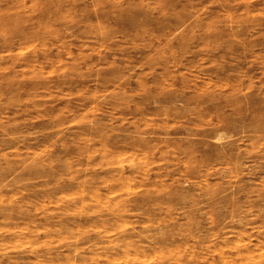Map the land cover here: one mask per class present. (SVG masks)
<instances>
[{"label": "clouds", "instance_id": "1", "mask_svg": "<svg viewBox=\"0 0 264 264\" xmlns=\"http://www.w3.org/2000/svg\"><path fill=\"white\" fill-rule=\"evenodd\" d=\"M0 264H264V0H0Z\"/></svg>", "mask_w": 264, "mask_h": 264}]
</instances>
